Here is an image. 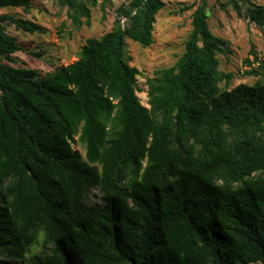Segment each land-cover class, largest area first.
Returning <instances> with one entry per match:
<instances>
[{
  "label": "trees",
  "instance_id": "16d2710c",
  "mask_svg": "<svg viewBox=\"0 0 264 264\" xmlns=\"http://www.w3.org/2000/svg\"><path fill=\"white\" fill-rule=\"evenodd\" d=\"M55 1L89 26L93 0ZM230 1L264 27L263 6ZM30 4L0 0V10ZM163 6L132 0L45 77L2 63L22 51L5 22L41 28L0 15V264H24L34 245L31 264H264V82L218 88L231 77L216 57L228 43L199 0L183 53L146 80L141 105L125 39L150 46ZM251 55L244 74L264 75V54Z\"/></svg>",
  "mask_w": 264,
  "mask_h": 264
},
{
  "label": "rangeland",
  "instance_id": "374dc122",
  "mask_svg": "<svg viewBox=\"0 0 264 264\" xmlns=\"http://www.w3.org/2000/svg\"><path fill=\"white\" fill-rule=\"evenodd\" d=\"M132 0H93L90 5V24L88 27H76L67 17V10L55 0H31L30 7L6 8L0 15H13L38 25L40 32L29 34L16 30L5 22L6 33L16 39L22 51L12 55L13 63H2L16 68H28L37 71L39 77H45L77 60L85 41L98 39L111 31L117 20L119 9H126ZM164 6L154 16L152 28L153 43L148 47L125 39L128 65L140 74L136 77V96L141 105H147L146 80L156 73L172 67L181 56L184 44L190 33L192 13L199 0H161ZM250 4L264 7V0H248ZM207 23L210 32L228 43V51L217 53L218 70L231 75L218 83V88L231 90L239 84L252 85L255 81L264 82V75L252 77L245 75L250 68L244 62L252 61L253 51L258 58L264 54V27H257L244 16V8L238 16L230 0H206ZM190 7L188 10H183ZM104 15V18L102 17ZM32 53L40 55L39 58ZM256 67V64H252ZM75 138L72 149L84 158V148ZM98 193L91 192L89 198L96 200ZM41 238L39 239V241ZM41 253L40 245H34L25 255L24 264H31V257Z\"/></svg>",
  "mask_w": 264,
  "mask_h": 264
},
{
  "label": "built area",
  "instance_id": "2783aa9c",
  "mask_svg": "<svg viewBox=\"0 0 264 264\" xmlns=\"http://www.w3.org/2000/svg\"><path fill=\"white\" fill-rule=\"evenodd\" d=\"M124 20H122V22H123Z\"/></svg>",
  "mask_w": 264,
  "mask_h": 264
}]
</instances>
